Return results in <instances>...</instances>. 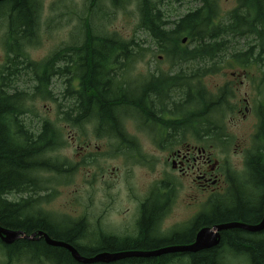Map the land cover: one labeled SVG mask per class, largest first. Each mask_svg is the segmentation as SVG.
<instances>
[{
  "label": "flooded vegetation",
  "instance_id": "1",
  "mask_svg": "<svg viewBox=\"0 0 264 264\" xmlns=\"http://www.w3.org/2000/svg\"><path fill=\"white\" fill-rule=\"evenodd\" d=\"M154 43L159 48V43ZM181 43L191 48L195 44L183 38ZM100 44L95 49L98 43L91 42L89 49L90 63L101 62L100 73H75L71 89L75 103L72 110L77 112L80 106L79 94L83 86L88 94L94 90L98 96L108 86L129 95L134 93L135 104L129 105L124 101L117 106L118 130L110 129L111 123L103 122L96 116H91L80 125L76 114L72 124L74 135H71L76 142V157L70 161V175L79 171L80 166L94 163L98 157L106 158L110 153L106 149L110 146L117 155H124L127 165L133 162L144 167L151 175V182L143 190L134 186L125 188L128 201L118 213V223L114 225L118 227L109 228L103 222L105 207L96 218L91 217L88 208L79 212L82 202L77 198L71 202L70 211L55 212L47 208L45 205L57 191L54 182L63 174L51 171L43 176L45 171L37 168L28 171V175L34 176L32 190L26 188V191H21L13 187L0 190V214L9 209L14 211L16 207L18 220L29 222L26 227L14 226V215L7 214L4 222L0 220L1 228L18 232L15 238L14 235L0 233V264H150L148 259L154 264H201L194 259L215 248H218L216 259H220L224 250L221 243L224 233L232 229L221 231L220 244L198 251H175L108 262L87 261L101 254L158 251L191 245L205 227L214 231L218 224L231 221L257 224L264 213V186L256 183L257 179L247 165L251 145H246L244 139L238 142L235 153L240 159L232 164L215 158L209 150L212 145L228 144L231 135L227 130L238 121L255 115L258 126L259 102L252 104L246 93L239 98L235 87L236 82L243 83L241 74L233 72L231 79L218 82L217 88L210 90L204 86L203 78L213 73L200 74L192 80L186 61L168 56L167 51L157 60L168 59L169 68L156 65L146 73L135 71L137 62L143 58L140 42L135 43L139 46L134 51L136 55L130 58L125 56V50L117 51L119 56L115 58L100 56L110 54L108 43ZM116 45L125 46V41H114L113 46ZM193 61L202 62V59ZM231 67H236V63ZM237 67L246 69L240 65ZM107 69L112 77L106 73ZM180 69L183 72H178ZM246 75L244 72L242 76ZM82 77L96 82H92V87L87 90ZM56 79H60L65 87L61 77ZM130 123L134 130H131ZM93 139H104V147L96 145L95 149ZM79 140L82 142L79 143ZM59 148L56 147L48 155L56 157L52 153ZM113 171L114 168L110 170L111 173ZM105 176L103 174V178ZM35 191L48 197L29 202ZM25 197L26 203L21 202ZM91 204L92 201H89L88 206ZM111 208L109 202L107 211ZM233 211L247 213L249 219L237 217L221 221ZM255 234L264 235L249 232L248 236L254 237ZM130 259L147 261L128 262Z\"/></svg>",
  "mask_w": 264,
  "mask_h": 264
},
{
  "label": "trees",
  "instance_id": "2",
  "mask_svg": "<svg viewBox=\"0 0 264 264\" xmlns=\"http://www.w3.org/2000/svg\"><path fill=\"white\" fill-rule=\"evenodd\" d=\"M87 1V9H89L88 6H93L89 9L90 12L97 6L101 7L97 8V11H103L102 0ZM129 1L103 0L113 7L123 6ZM161 1L139 0V28L146 31L153 41L159 43L160 51H167L168 56L178 60L183 59L187 65L192 64L187 69L192 75V80L197 79L200 74L219 72L225 63L230 67L234 65V62L236 66L242 67L264 63V0H237L236 7L225 17L220 13L218 0H194L200 5L173 21L162 10ZM105 5L110 7L109 4ZM42 10V0L0 1V19L6 21L7 27L5 32L6 59L5 63L0 66V190L7 187L21 191H26V188L32 190L34 176L28 175L27 172L35 168L45 172L55 171L59 174L71 173L69 161L48 155L56 147L67 144L62 129L51 119L43 118L39 130L34 131L29 128L23 118H20L21 115L32 112V108L28 105L29 101L41 98L56 102L59 119L71 125L75 121L76 114L80 125L91 116H96L103 122L111 123L110 129L117 130L119 116L117 106L124 101H127L129 105L135 104L134 93L129 95L125 91L122 93L108 86L98 96L94 90L88 94L83 86L79 94L80 106L77 112L72 110L75 103L71 89L75 73H100L101 62L96 60L94 65L90 63V43H98L95 49L102 45L100 43H108L107 50L110 54L100 56L115 58L119 56L117 51L125 50V56L130 58L136 55L134 51L139 45L136 46L135 43L138 41L135 38H120L113 33H98L91 25L90 16H81L84 33L82 42L74 46L64 45L54 50L45 59L35 61L31 58L27 47L37 42ZM185 36L188 37L189 42L195 43L192 48L182 45L181 39ZM242 40L244 44L240 45ZM114 41H125V46L116 45L114 47ZM146 49L142 48L144 52ZM216 57L219 59L215 60ZM197 58L202 59V62L195 63L193 60ZM178 72H183V70L180 69ZM106 73L112 77L109 69ZM56 77H61L65 84L59 95H56L53 89ZM21 80H25L26 88L16 87L17 82ZM83 82H86V89L89 90V87H92L90 84L95 83L96 80L89 81L84 77ZM261 84L264 87V71ZM259 92L263 97L257 107L259 123L253 146L249 151L247 165L260 185L264 186V94L262 87L259 88ZM32 193L34 194L30 196L29 202L46 200L45 197H48L40 195L38 191ZM21 202L26 203V197ZM9 210L0 214L1 221H5L6 214L14 215V226L26 227L28 225L29 222L18 220L19 211L16 207L14 211ZM237 217L249 219L247 213L238 214L233 211L222 217L221 221H229ZM261 233L264 234V231ZM248 235L249 232L246 231L228 230L224 233L221 242L223 249L229 248L235 256L248 258L250 264H264V235L263 238H249ZM215 249L201 253L194 260L201 264H231L226 255L224 258L216 259L215 252L218 248ZM135 261L147 260H128V262ZM148 261L154 264L153 260L148 259Z\"/></svg>",
  "mask_w": 264,
  "mask_h": 264
},
{
  "label": "rangeland",
  "instance_id": "3",
  "mask_svg": "<svg viewBox=\"0 0 264 264\" xmlns=\"http://www.w3.org/2000/svg\"><path fill=\"white\" fill-rule=\"evenodd\" d=\"M101 2L103 11H97L101 8L97 6L90 12L89 9L93 6H88L89 9H87V0H42L43 10L36 38L37 42L33 46H28L31 58L33 60H43L62 45L82 42L84 33L80 17L90 16L91 25L98 33H113L124 39L135 38L144 48H147L143 58L137 62L135 71L148 73L156 65L163 69L169 68L170 62L168 59L157 60V57L164 53L158 50L151 36L139 28V0H130L119 7H113L109 2L105 3L103 0ZM105 4H109L110 7ZM160 5L166 15L169 16V19L173 21L199 6L200 3L194 0H162ZM236 5L237 0H218L219 10L223 17ZM6 29V21L0 19V66L5 63L6 59ZM239 44L243 45L244 41H240ZM227 65L225 63L219 72L205 76L203 78L204 86L207 89L215 90L217 83L231 79L233 72L241 74L240 79L243 83L236 82L235 86L239 98L245 96L246 93V96L251 98L252 104H257L263 98L259 88L262 87L264 94V87L261 84L264 64H251L246 69L237 66L228 67ZM244 72L247 73L245 77L242 76ZM16 87L26 88L25 80L18 81ZM53 89L56 95H59L64 89L60 79L54 80ZM28 105L32 108V112L21 115L20 118H23L29 128L34 131L39 130L41 119L49 118L54 121L62 129L67 144L52 154L61 159L67 158L69 162L73 157L75 158L76 142L71 137V135H74V129L71 124L59 119L57 103L52 100L38 98L29 101ZM256 126L257 117L255 115L245 121H238L236 125L230 126L227 130L231 135V141L228 144L212 145L209 150L212 151L215 158L227 161L229 164L238 161L240 156L235 153L236 144L244 139L246 145L252 146ZM130 128L134 130L132 123H130ZM104 141V139H93L92 145L95 144V149L96 145L104 147ZM81 142L82 140H79V143ZM106 150L110 152L109 155H106L107 157L105 156L106 158L98 157V160L94 163L85 164L84 167L80 166V170L75 171L72 175L63 176L65 178L61 177L58 181L55 180L54 188L57 191L45 206L55 212L70 211L71 202L77 198L82 202V208H79V212L88 208L91 217L96 218L101 213L102 208L105 207L104 224L109 228H117L118 226L114 225L118 223L120 208L128 201L127 187L134 186L143 190L151 182V175L144 167L133 162L127 165L124 155H117L113 147L109 146ZM100 152L104 153L103 150ZM113 168L115 172L111 173L110 170ZM44 173L43 176L49 175L47 172ZM103 174H106L105 178H103ZM109 174H111L110 180L108 179ZM108 180L111 182L110 189ZM125 188L127 189L125 190ZM89 201H92L90 207L88 206ZM109 202L112 204V208L107 211ZM254 237L260 238L261 236L255 235ZM229 261L231 264H250L248 258L244 256L230 257Z\"/></svg>",
  "mask_w": 264,
  "mask_h": 264
},
{
  "label": "water",
  "instance_id": "4",
  "mask_svg": "<svg viewBox=\"0 0 264 264\" xmlns=\"http://www.w3.org/2000/svg\"><path fill=\"white\" fill-rule=\"evenodd\" d=\"M4 1V0H0ZM187 38H184V41H186ZM233 228H241L249 232H260L264 231V213L262 220L257 224H247L243 222L238 221H231V222H225L218 224L214 231L210 229L209 227H205L200 230L198 233L196 241L191 245L186 246H173L165 249H161L158 251H127L117 254H101L93 259L87 260V261H112L117 260L120 258H128V257H151V256H158L163 253H169V252H175V251H198L202 248L206 247H212L220 244L221 241V231L227 230V229H233ZM0 233H6L7 235H14V238L17 237L18 232L17 231H10V230H4L0 227Z\"/></svg>",
  "mask_w": 264,
  "mask_h": 264
},
{
  "label": "bare ground",
  "instance_id": "5",
  "mask_svg": "<svg viewBox=\"0 0 264 264\" xmlns=\"http://www.w3.org/2000/svg\"><path fill=\"white\" fill-rule=\"evenodd\" d=\"M258 185L260 184L259 183V181L257 180V182H256ZM250 238V237H249ZM260 238H263V235L260 237ZM233 251L232 250H230L229 248H226V249H224L223 250V256H222V258H224L225 257V255L227 256V257H231V258H236L237 256H235V254H233L232 253ZM220 263V262H219Z\"/></svg>",
  "mask_w": 264,
  "mask_h": 264
}]
</instances>
